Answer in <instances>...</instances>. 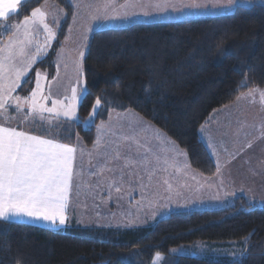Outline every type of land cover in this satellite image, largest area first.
Instances as JSON below:
<instances>
[{"label":"trees","instance_id":"1","mask_svg":"<svg viewBox=\"0 0 264 264\" xmlns=\"http://www.w3.org/2000/svg\"><path fill=\"white\" fill-rule=\"evenodd\" d=\"M42 1L24 0L19 15L6 22L28 15ZM51 1L65 16L52 49L36 64L49 77L74 12L69 0ZM0 34L4 38L1 29ZM83 75L78 120L59 123L63 143L79 137L91 147L99 122L111 111L131 110L173 140L194 170L212 176L216 165L199 129L241 92L264 86V4L97 29L87 42ZM33 77L17 94H28ZM97 99L93 123L83 126ZM198 243L233 247L238 257L179 255L173 264H264V206L238 196L222 207L175 210L153 224L125 229L0 220V264H150L156 254L167 264L170 249Z\"/></svg>","mask_w":264,"mask_h":264},{"label":"rangeland","instance_id":"2","mask_svg":"<svg viewBox=\"0 0 264 264\" xmlns=\"http://www.w3.org/2000/svg\"><path fill=\"white\" fill-rule=\"evenodd\" d=\"M100 2L104 4L115 3L116 6H119L128 3V0H124L121 4H118L116 0H102ZM143 2L155 3L157 0H143ZM172 2L180 4L182 0H172ZM183 2L187 3L189 0H183ZM199 2H206V0H199ZM98 8L100 7L95 4L94 14ZM137 11H142V9H137ZM220 12L224 11L219 7L195 10L184 9L178 12L169 11L163 15L153 14L147 17L137 15L126 21H92V27L99 29L121 27L135 22L172 21L213 15ZM36 19L38 20V18ZM2 31L5 34L4 38H6V34L8 37L6 39L0 38V44L6 42L12 35L6 28H3ZM30 33L34 41L30 50L34 52L35 43H43L46 33L44 30H40V27L36 24L30 26ZM75 41L76 38L73 42L71 40L66 41L62 48L58 50L56 53L57 58L53 61L54 73L51 77H49L47 70L36 68V63L21 83L23 84L33 74V88L35 86V73L39 71L42 73L41 83L45 86V91L47 92L50 87L52 98L60 100L71 95V88L77 86L78 80H83L85 86L83 75L85 55L80 57L79 52L83 50L85 53L87 47H82V40ZM52 47L53 42L51 49ZM47 55L48 52L45 57ZM45 57L39 58V61ZM23 59V57H18V62L23 61ZM31 89L27 95L30 94ZM85 91L77 102V117L72 120L64 117L57 119L55 116L49 118L47 113L44 120H41L39 116L26 119L23 114L12 112L10 113L11 122L16 124L19 130L32 135H40L42 138H52L59 143H63L59 134V123L63 121L71 123L78 120V107ZM15 94L21 97L27 96L19 95L17 92ZM47 106L51 107V103L49 102ZM92 111L93 107L83 122V126L93 123L96 113L90 118ZM0 119L7 120L8 117L0 116ZM208 121L211 123L209 128L214 129L213 114ZM211 138L214 140L216 136L213 134ZM214 141L215 143L212 142L210 148L217 153L219 149L216 145H222L224 142ZM68 145H75L74 176L69 193L67 212L68 222L65 226H59L58 224L54 226L49 222L26 217H20L21 220L51 228L82 226L125 229L153 224L175 210L211 208V205L205 203L198 196L193 198V202L183 203L182 205L178 201L177 194L174 200L171 199L178 192L174 188L181 189V185L172 183L177 179V176L174 178L168 177L167 173H171L172 169H175L173 174H176L178 170H183L186 165L190 167L186 154L173 140L134 111H111L105 121L96 125V138L91 147H87L79 137ZM181 195L180 193L179 197ZM154 213L156 214L154 215ZM210 245L213 244L198 243L172 248L169 250L167 264H173L175 258L179 255L196 257L228 255L238 257L239 251L234 250L233 247L227 249ZM173 249L176 251H173ZM158 256L160 257L159 260L156 259ZM163 259V255L156 254L150 264H154V261H156V264H165L166 262H163Z\"/></svg>","mask_w":264,"mask_h":264},{"label":"snow or ice","instance_id":"3","mask_svg":"<svg viewBox=\"0 0 264 264\" xmlns=\"http://www.w3.org/2000/svg\"><path fill=\"white\" fill-rule=\"evenodd\" d=\"M223 2L224 0H189L184 3L182 0L177 4L172 0H157L155 3L128 0V3L119 6L105 3L90 17L87 30H91L92 21H126L137 15L147 17L184 9L216 8L222 6ZM226 3L231 5L233 0H226ZM21 4L22 0H0V22H6L13 14L19 15L18 8ZM37 17L46 35L43 43H35V51L32 52L30 49L34 41L30 26L35 25ZM43 20V12L40 8H35L31 16H25L19 23H0V28H6L12 33L6 42L0 44V116L8 117L7 120L0 119V220L26 217L49 222L54 226H65L68 222L69 193L74 176L75 148L52 138H42L40 135L18 130V126H10L12 112L23 114L26 119L39 116L44 120L46 113L49 118L55 116L57 119L64 117L72 120L77 117V102L85 91L83 80H78L77 86L71 88L70 96L63 100L53 99L51 88L45 91V86L41 83L42 73L37 71L35 86L30 94L25 97L15 94L22 87V79L39 62V58L45 57L56 38L57 33L47 23H43ZM83 39L86 40L87 35ZM84 55L81 50L79 56ZM18 57H23V61L18 62ZM260 96L264 99V91L260 92ZM49 102L51 107L47 106ZM100 103V99L95 101L90 118L96 113ZM156 259L159 260L160 257Z\"/></svg>","mask_w":264,"mask_h":264},{"label":"crops","instance_id":"4","mask_svg":"<svg viewBox=\"0 0 264 264\" xmlns=\"http://www.w3.org/2000/svg\"><path fill=\"white\" fill-rule=\"evenodd\" d=\"M69 1L74 12L58 50L66 41L73 42L75 38L76 41L82 40L84 45L82 43L81 45L86 48L91 33L99 29L91 26V30H87L90 17L94 14V5L97 4L101 8L104 5L103 2H100L102 0ZM116 1L121 4L124 0ZM253 4H264V0H233L231 5H228L224 0L223 5L218 7L224 12H228L238 5L250 6ZM35 8H40L43 12V23H47L49 28L57 33L65 16L64 10L51 0H43ZM92 8L93 10H91ZM32 10L26 16H31ZM24 17L5 23L7 25L19 23ZM37 18L35 24L40 27V30H43L41 21L39 17ZM0 29L3 33V28ZM84 35H87L86 40L83 39ZM55 56L57 58L56 54ZM261 91H264V86L249 88L241 92L232 103L211 113L210 116L212 114L214 116L215 128H209L211 123L207 121L200 127L199 135L212 159L216 162V172L212 176H204L191 166L186 165L183 170H178L174 175L175 169H172L171 173H167V175L172 178L177 176V179L172 183L180 184L181 189L174 188L178 192L171 199L174 200L177 194L178 201L182 205L193 202V198L198 196L205 203L211 205L210 207H222L231 203L234 198L243 196L251 204L264 206V99L260 96ZM10 126L17 127L12 122ZM213 134L216 136L214 140L224 142L222 145H216L219 149L217 153L210 148L211 143H215L211 138ZM74 146L72 145V147ZM180 193L182 195L179 197ZM8 220L21 219L20 217H10Z\"/></svg>","mask_w":264,"mask_h":264}]
</instances>
